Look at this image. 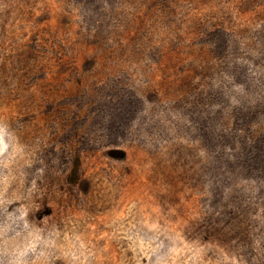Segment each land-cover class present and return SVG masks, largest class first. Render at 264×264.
Masks as SVG:
<instances>
[{
	"label": "rangeland",
	"instance_id": "obj_1",
	"mask_svg": "<svg viewBox=\"0 0 264 264\" xmlns=\"http://www.w3.org/2000/svg\"><path fill=\"white\" fill-rule=\"evenodd\" d=\"M0 264H264V0H0Z\"/></svg>",
	"mask_w": 264,
	"mask_h": 264
}]
</instances>
